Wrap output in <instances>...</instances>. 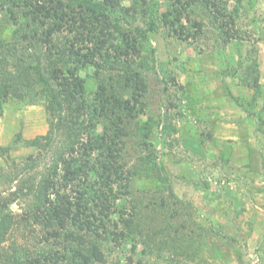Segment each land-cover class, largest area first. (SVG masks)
Returning <instances> with one entry per match:
<instances>
[{"label":"trees","instance_id":"1","mask_svg":"<svg viewBox=\"0 0 264 264\" xmlns=\"http://www.w3.org/2000/svg\"><path fill=\"white\" fill-rule=\"evenodd\" d=\"M229 1L0 0V115L11 99L44 98L49 122L46 133L24 140L37 153L12 158V147L0 143L10 164L0 173L17 181L16 192L0 196V264H144L134 254L221 233L195 221L194 204L175 193L148 142L157 126L169 136L179 130L151 107L156 89L175 79L148 44L161 26L200 39L210 26L197 17L211 15L222 28L213 48L227 45L235 20L221 19ZM246 71L256 103V62ZM142 174L158 186L136 187ZM16 196L27 202L20 214L11 207Z\"/></svg>","mask_w":264,"mask_h":264},{"label":"rangeland","instance_id":"2","mask_svg":"<svg viewBox=\"0 0 264 264\" xmlns=\"http://www.w3.org/2000/svg\"><path fill=\"white\" fill-rule=\"evenodd\" d=\"M222 6L227 16L221 22L232 16L235 20L226 46H212L220 41L222 28L211 15L197 17L210 26L200 39H179L170 27L161 26L151 32L148 44L164 58L175 79L166 90L156 89L151 107L169 114L179 129L169 136L157 126L148 142L175 193L194 204L195 221L205 227L212 224L221 233L198 237L191 247L187 243L146 257L134 254L135 261L144 264H264V0H230ZM251 61L259 73L256 103L253 84L244 80ZM87 80L93 88L94 81ZM48 128L44 98L33 104L11 99L0 115V143L12 147V158L21 159L37 153L24 140ZM49 161L50 155L41 171ZM126 161L129 167L134 164ZM7 164L0 157V171ZM142 175L136 187L158 186L155 178ZM16 190L17 181L8 182L0 173V196ZM26 203L16 196L11 207L20 214ZM120 254L126 258L131 248Z\"/></svg>","mask_w":264,"mask_h":264}]
</instances>
